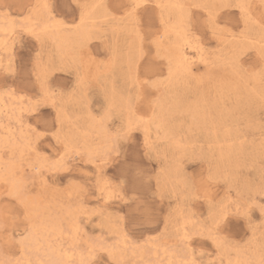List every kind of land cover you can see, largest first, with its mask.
Listing matches in <instances>:
<instances>
[{
	"label": "rangeland",
	"instance_id": "1",
	"mask_svg": "<svg viewBox=\"0 0 264 264\" xmlns=\"http://www.w3.org/2000/svg\"><path fill=\"white\" fill-rule=\"evenodd\" d=\"M160 1L133 12L130 0H0V24H15L0 47V99L19 110L22 124L13 126L24 137L14 148L2 141L0 158L35 203L0 182V264H38L49 242L72 261L85 252V264H115L106 250L117 245L119 264L264 259V0H245L246 11L237 0L191 2L181 26L213 62L212 75L192 79L169 75L168 25L177 15L159 11ZM35 6L43 20L65 24L61 48L27 31ZM82 13L87 35L75 37ZM54 124L59 138L33 132ZM121 128L131 131L117 138ZM60 157L63 167L55 166ZM45 225L69 236H41Z\"/></svg>",
	"mask_w": 264,
	"mask_h": 264
},
{
	"label": "bare ground",
	"instance_id": "2",
	"mask_svg": "<svg viewBox=\"0 0 264 264\" xmlns=\"http://www.w3.org/2000/svg\"><path fill=\"white\" fill-rule=\"evenodd\" d=\"M131 2H133V4L135 5V7L132 9L133 12L137 9L136 7L140 6L142 3L145 2V0H130ZM194 0H162L160 2H158L157 4L159 5V11H162V10H165L166 13H167V16L168 15H177V21L174 22V24L172 25H168V33L169 34H172L173 35V41L171 43V45L169 46L168 50L166 51L167 53L166 54V57L164 58H167L168 62H169V75L172 79H177L178 77H183L185 79H192L193 77H198V78H201V75L200 74H203L205 75L206 77L207 76H210L212 75V68H211V65L212 63L208 60V58L205 56V54L203 53L202 48L200 49H197L194 44L192 43L191 41V38L190 36L187 34V30H185L186 28L182 27L181 26V23H182V20L183 18L187 15V10H188V6L191 4V2H193ZM222 1H225V0H222ZM248 1V0H247ZM261 1V0H258V2ZM227 2V1H226ZM225 2V3H226ZM237 2L240 4V8L243 9V10H247V7L246 5V1L245 0H237ZM238 4V5H239ZM261 4V3H260ZM157 6V5H156ZM239 7V6H238ZM249 7V5H248ZM37 6H35L33 8V10L30 12L29 16H27V20L29 22H31L29 28H27V31L29 33H33L35 34L36 32H40L45 35H50L56 42V44L61 48L62 45H64L66 42H68L69 38L65 35V30L64 29V23L61 22L60 20H57V19H53V20H43L42 19V15H40L38 13V10H37ZM46 9V8H45ZM250 9V8H249ZM164 11V12H165ZM248 12V11H247ZM160 13V12H159ZM49 15V14H48ZM245 15V14H244ZM165 18V17H164ZM168 18V17H167ZM90 18L88 17V13H82V16L80 17V20H79V23H78V30L76 32V36L75 37H81L82 35L85 36L86 34V26H87V21L89 20ZM104 19V18H103ZM135 20V19H134ZM170 20V19H169ZM163 21V20H162ZM2 22V21H1ZM96 22V21H95ZM167 22V21H166ZM38 23V24H37ZM169 23V22H168ZM4 24V23H3ZM3 24H0V47L2 45H4L9 39L8 37L12 36L15 34V27L12 23L8 24V25H3ZM166 25V24H165ZM184 25V24H183ZM88 27V26H87ZM108 27V25H107ZM113 27V26H112ZM89 29V28H88ZM109 29V28H108ZM39 33V34H40ZM165 34V33H164ZM87 35V34H86ZM15 36V35H14ZM37 36V35H36ZM164 36V35H163ZM166 36V35H165ZM12 38V37H11ZM72 40V39H71ZM73 41V40H72ZM161 42V41H159ZM56 45V46H57ZM76 45V43H75ZM74 45V46H75ZM253 45V44H252ZM199 46V45H197ZM69 47V46H68ZM7 48V47H5ZM4 48V49H5ZM10 48V47H9ZM8 48V50H9ZM57 48V47H56ZM75 48V47H74ZM11 49V48H10ZM13 49V47H12ZM70 49V48H69ZM76 49H78L76 47ZM160 49V48H158ZM6 50V49H5ZM7 50V51H8ZM162 50V49H161ZM79 51V49H78ZM164 50H162L163 52ZM159 52V51H158ZM2 53H4V51H2ZM6 54V53H5ZM163 54V53H162ZM61 55V54H60ZM65 55V54H64ZM63 55V57H64ZM81 55V54H80ZM2 56V55H1ZM162 56V55H161ZM163 57V56H162ZM9 61V60H8ZM8 61L6 62L8 64ZM126 62V61H125ZM167 62V63H168ZM215 66V65H214ZM216 76V75H215ZM129 78V77H128ZM208 78V77H207ZM211 78V77H210ZM206 79V78H205ZM196 80V79H195ZM208 81V80H207ZM206 81V82H207ZM216 81V80H215ZM194 82V81H193ZM42 84V83H41ZM43 88V87H41ZM46 91V90H45ZM113 91V90H112ZM48 92V91H47ZM46 92V93H47ZM257 93V92H255ZM179 96V95H178ZM176 97L177 99L179 97ZM15 97V96H14ZM111 98V97H110ZM170 98V97H169ZM174 98V96H173ZM182 98V97H181ZM184 98V97H183ZM20 99V98H19ZM108 99V98H107ZM119 99V98H118ZM124 99V98H123ZM180 99V98H179ZM109 100V99H108ZM121 100V99H119ZM3 100L0 99V128L3 130L5 136L4 138H0V144L2 141H4L5 143H8L10 144L9 146L14 148L15 145H16V142H18V140L20 138L23 137V134H21L22 132H16L14 129V126L15 124H22V121H21V118H20V112L18 109H16L14 106H12V104L10 105H4L2 103ZM112 101V100H111ZM18 102V100H17ZM50 102V101H49ZM120 102V101H119ZM125 102V101H124ZM161 102V101H160ZM168 102V101H167ZM123 103V102H122ZM162 103V102H161ZM164 103V102H163ZM162 103V105H164ZM176 103V102H175ZM185 103V102H184ZM116 104V102H115ZM177 104H180L179 103V100H178V103ZM113 105V104H112ZM126 105V103H125ZM124 105V106H125ZM118 103H117V107H118ZM160 106V105H159ZM183 106V104H182ZM170 107V106H169ZM122 108H123V105H122ZM130 108V107H128ZM163 108V107H162ZM176 108V107H175ZM174 108V109H175ZM21 109V108H20ZM131 109V108H130ZM173 109V108H171ZM22 110V109H21ZM178 110V109H177ZM132 111V110H131ZM134 111V110H133ZM167 111V109H166ZM159 112V111H158ZM134 113V112H133ZM162 113V112H161ZM202 113V112H201ZM60 114V113H59ZM170 114V113H169ZM168 114V115H169ZM139 115V114H138ZM172 116V115H170ZM126 117H129V116H126ZM173 117V116H172ZM187 117V116H186ZM152 118V117H151ZM157 118V117H156ZM169 118V117H168ZM176 118V117H175ZM130 119V118H128ZM132 119V118H131ZM138 119H140V116H138ZM173 119V118H172ZM204 119V118H203ZM127 120V119H126ZM133 120V119H132ZM135 121V120H134ZM146 121V120H145ZM158 121V120H157ZM170 121V120H169ZM174 121V120H173ZM26 122V121H25ZM23 122V123H25ZM137 122V121H136ZM171 122V121H170ZM175 122V121H174ZM133 123V121H132ZM139 123V122H138ZM143 123V121H142ZM161 123V122H160ZM173 123V122H172ZM129 124V123H128ZM127 124V125H128ZM152 124V123H151ZM136 125V124H135ZM134 125V126H135ZM171 125V123H170ZM137 126V125H136ZM135 126V127H136ZM153 126V125H152ZM155 126V125H154ZM153 126V127H154ZM101 127V128H100ZM173 127V126H172ZM20 128V127H19ZM134 128V127H132ZM180 128V127H179ZM178 128V129H179ZM102 126H99L98 130L102 132ZM177 130V129H175ZM160 131V130H159ZM2 132V131H1ZM146 132V131H145ZM149 132V131H147ZM156 132V131H155ZM163 132V131H162ZM1 134V133H0ZM162 134V133H161ZM151 135V134H150ZM148 136V135H147ZM1 137V136H0ZM145 137V136H144ZM24 138V137H23ZM147 138V137H146ZM150 140V139H149ZM166 140V139H165ZM22 141V140H21ZM20 141V142H21ZM174 142V140H173ZM176 143V141H175ZM180 144V143H179ZM5 145V144H4ZM7 145V144H6ZM19 145V144H18ZM8 147V146H7ZM88 147V146H87ZM91 147V146H89ZM88 147V148H89ZM19 148V147H18ZM87 148V149H88ZM10 149V148H9ZM90 149V148H89ZM92 149V148H91ZM90 149V150H91ZM88 150V151H90ZM15 152V151H14ZM188 152V151H187ZM93 154H96L94 153V151H90L89 152V156L91 157ZM9 156V154H8ZM89 157V159H90ZM94 157V156H93ZM4 158V157H3ZM2 158H0V182H6L7 184L10 185L11 187V193L14 197H17L19 199H23L25 204L26 205H30V206H34V201L26 198L23 196V192L21 191V186H22V181L16 179L15 177V167L13 165H10V163L6 166H4L3 168V164L2 161H1ZM7 163V162H6ZM19 167V166H18ZM19 169V168H18ZM99 170V168H98ZM101 170V169H100ZM23 171V170H22ZM32 171V174L36 173L38 179H41L42 178V184L43 183H46V178H45V175L44 174H41L40 171L37 169V168H32L31 169ZM35 171V172H34ZM21 172V171H19ZM34 172V173H33ZM97 172V171H96ZM24 174V173H23ZM34 176V175H33ZM32 176V177H33ZM36 177V176H35ZM20 178V177H19ZM34 178V177H33ZM108 190V189H107ZM105 193V192H104ZM111 194V193H110ZM106 195V194H105ZM108 195V194H107ZM112 196V195H111ZM109 197V196H108ZM106 198V197H105ZM13 199V198H12ZM231 200V199H230ZM36 206V205H35ZM45 209V208H43ZM51 209V208H49ZM58 210V209H57ZM60 210V208H59ZM66 210H69V209H66ZM45 212V210H44ZM51 212V211H50ZM58 212V211H57ZM56 212V213H57ZM68 212V211H67ZM46 213V212H45ZM52 213V212H51ZM60 213V212H59ZM63 213L66 214V212L63 211ZM72 213V212H71ZM74 214V213H73ZM96 214V213H95ZM48 215V214H47ZM62 215V214H61ZM72 215V214H71ZM225 215V214H223ZM50 216V215H49ZM59 216V215H58ZM63 216V215H62ZM65 216V215H64ZM226 216V215H225ZM51 217V216H50ZM55 217V216H53ZM68 217V216H66ZM71 217V216H70ZM75 217V216H74ZM46 218V217H45ZM48 218V217H47ZM46 218V219H47ZM56 219H58L56 217ZM65 219V218H64ZM78 219V218H77ZM49 220V219H48ZM47 220V221H48ZM50 220H54L53 219H50ZM60 220V219H59ZM63 220V219H62ZM66 220V219H65ZM69 220V219H68ZM73 220V219H72ZM76 220V218H75ZM74 220V221H75ZM45 221V220H44ZM64 221V220H63ZM78 221V220H77ZM61 222V221H59ZM65 222V221H64ZM63 222V223H64ZM72 222V221H71ZM76 222V221H75ZM49 223V222H48ZM52 223V222H51ZM56 224V223H54ZM61 224V223H60ZM65 224V223H64ZM72 224V223H70ZM77 224H79L77 222ZM48 225V224H47ZM45 225L44 228H42L41 226V236L42 234H46L49 230H53L58 236H61L62 234H64V232L61 231V229H59V226L56 227H50V229L48 230V226ZM57 225V224H56ZM67 227V225H65ZM71 227H74L73 224ZM77 227V226H76ZM34 228V227H33ZM38 228V227H36ZM34 228L32 229L31 228V236H30V241H33L36 240L35 238L37 237L36 234H37V229ZM47 228V229H46ZM75 228V227H74ZM81 228V226H80ZM79 228V230H80ZM29 229V228H28ZM69 229V228H68ZM75 230V229H74ZM66 231V230H65ZM52 232V231H51ZM70 232V231H69ZM73 232V231H72ZM30 233V232H29ZM74 233V232H73ZM80 233V232H79ZM49 234V233H48ZM81 234V233H80ZM65 237H68L66 234H64ZM72 235V233H71ZM78 235V234H77ZM36 236V237H35ZM48 236V235H47ZM46 236V237H47ZM56 235H54L55 237ZM39 237V236H38ZM78 237V236H77ZM80 237V236H79ZM82 237V236H81ZM122 237H123V234H122ZM121 237V238H122ZM42 238V237H41ZM56 238V237H55ZM62 238V237H61ZM73 238V237H72ZM75 238V237H74ZM39 239V238H38ZM43 239V238H42ZM48 239V237H47ZM46 239V240H47ZM58 239V238H57ZM81 239V238H80ZM86 239V238H85ZM26 240V239H25ZM50 240V239H49ZM51 240H54L53 238ZM76 240V239H75ZM74 240V241H75ZM119 240V239H118ZM123 240V239H122ZM121 240V241H122ZM38 241V240H36ZM55 241V240H54ZM72 241V239H71ZM86 241V240H85ZM117 241V240H116ZM120 241V240H119ZM124 241V240H123ZM182 241L187 243L188 247H189V236L185 233V228H183V234H182ZM24 242V241H23ZM42 242V241H41ZM76 242V241H75ZM78 242V241H77ZM91 242V241H90ZM182 242V243H183ZM26 243V242H25ZM36 243V242H35ZM72 243V242H70ZM86 243V242H85ZM122 243H125V242H122ZM27 244V243H26ZM33 244V243H32ZM36 244H39V243H36ZM50 242L46 245L47 246V249L44 250V251H41V256H38L36 257V261L38 264H70V262L72 261V258H73V254H71V252L69 251H64V252H61V247L60 249L58 248H53L51 247L50 245ZM74 244V243H73ZM117 244V243H116ZM134 244V243H133ZM30 248H31V245L28 243L27 244ZM72 245V244H71ZM89 245V244H88ZM126 244H124L125 246ZM40 246V245H39ZM38 246V248H39ZM57 246V245H56ZM60 246V245H59ZM73 246V245H72ZM78 246V244H77ZM112 246V245H111ZM123 246V245H121ZM131 246V245H130ZM137 246V245H136ZM28 247V248H29ZM33 247V246H32ZM37 247V245H36ZM42 247V246H41ZM44 247V246H43ZM74 247V246H73ZM96 247V246H95ZM119 246L117 245L116 247H111L109 249H107V253L108 255L111 257V260H115V261H122V251L119 250L118 248ZM126 247V246H125ZM132 247V246H131ZM38 248L36 249L37 250V253L40 251H38ZM67 248H70L69 246ZM98 248V247H97ZM104 248V247H103ZM108 248V246H107ZM40 249V248H39ZM43 249V248H42ZM91 249V248H90ZM94 249V247H93ZM129 249V248H127ZM23 250V248H22ZM65 250V249H64ZM92 250V249H91ZM90 250V251H91ZM78 252V250H76ZM29 252V251H28ZM32 252V251H31ZM34 252V251H33ZM30 253V252H29ZM73 253V252H72ZM80 253L82 254V252L80 251ZM79 253V254H80ZM85 253V252H84ZM83 253V254H84ZM28 254V253H27ZM32 254V253H31ZM78 254V253H76ZM79 256V261L77 262H81L83 261V258L82 256ZM82 254V255H83ZM94 254V253H93ZM39 255V254H38ZM95 255V254H94ZM28 256V255H27ZM77 256V255H76ZM86 256H87V253H86ZM89 257L91 256V253L90 255H88ZM78 257V256H77ZM35 258V257H34ZM75 258V256H74ZM91 258V257H90ZM191 258V257H189ZM25 259V258H24ZM32 259V258H31ZM85 259V258H84ZM89 258H87V261H88ZM92 259V258H91ZM192 259V258H191ZM29 261V260H27ZM86 261V260H85ZM91 261V260H90ZM125 261V260H124ZM190 261V260H189ZM123 262V261H122ZM171 262V261H170ZM26 263V262H25ZM78 263V264H79ZM87 263V262H86ZM183 263V261H182ZM27 264H30V262H27ZM89 264V263H88ZM170 264V263H169Z\"/></svg>",
	"mask_w": 264,
	"mask_h": 264
},
{
	"label": "snow or ice",
	"instance_id": "3",
	"mask_svg": "<svg viewBox=\"0 0 264 264\" xmlns=\"http://www.w3.org/2000/svg\"><path fill=\"white\" fill-rule=\"evenodd\" d=\"M39 103V101H38ZM110 114L106 113L104 116L101 117V121H103L104 119H107L109 117ZM131 131V128H129L127 131L124 130L123 128L117 130L116 135L117 138H123L126 137L128 132ZM34 134L37 136V138H39L42 135H48L51 134L52 136L59 138V135L61 134V129H57L56 125L54 124L52 126V129H45V131L43 133L40 132H36V130H33ZM64 160L63 157L57 158L55 160V166H59V167H63L64 165ZM261 191L264 192V185L261 186ZM259 210L261 212V215L264 216V204L259 205ZM70 264H77L76 261H71ZM80 264H85L84 261H81ZM115 264H119L118 261L115 262ZM185 264H189V262H185ZM190 264H195V262H190ZM260 264H264V259H262L260 261Z\"/></svg>",
	"mask_w": 264,
	"mask_h": 264
}]
</instances>
